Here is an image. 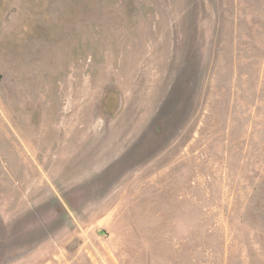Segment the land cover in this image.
Instances as JSON below:
<instances>
[{"label":"rangeland","instance_id":"1","mask_svg":"<svg viewBox=\"0 0 264 264\" xmlns=\"http://www.w3.org/2000/svg\"><path fill=\"white\" fill-rule=\"evenodd\" d=\"M0 264H264V0H0Z\"/></svg>","mask_w":264,"mask_h":264}]
</instances>
